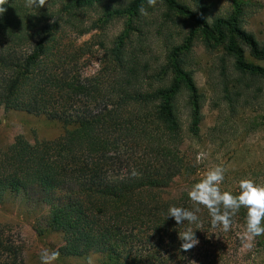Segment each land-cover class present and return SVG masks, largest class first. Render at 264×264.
I'll use <instances>...</instances> for the list:
<instances>
[{
    "label": "trees",
    "instance_id": "trees-1",
    "mask_svg": "<svg viewBox=\"0 0 264 264\" xmlns=\"http://www.w3.org/2000/svg\"><path fill=\"white\" fill-rule=\"evenodd\" d=\"M168 12L193 19L206 43L220 47L243 76L264 79V45L243 28L241 10L212 15L194 0H160ZM202 4V3H201ZM12 5V6H11ZM0 17V103L61 122L55 139L31 143L20 139L0 154V195H35L47 206L38 234L58 233L65 256L104 255L106 264H180L191 249L181 250L177 225L166 218L170 206L193 207L192 186L203 179L197 157L184 149L188 137H201L203 93L188 67L190 46L167 45L164 61L152 67L145 57L140 9L146 0H48L39 10L25 0H9ZM100 13L85 25V15ZM124 20V30L105 48L93 76L81 73V47L69 49L53 40L62 23L86 33L100 20ZM222 62L225 61L221 57ZM225 70V68H224ZM229 90L225 88L226 93ZM188 109L186 130L180 110ZM228 98L234 107L233 98ZM186 176L189 189L168 197L164 190ZM198 238L211 221L200 206ZM247 209L236 214L246 224ZM264 248V236L255 237ZM0 234V264H22L20 253Z\"/></svg>",
    "mask_w": 264,
    "mask_h": 264
},
{
    "label": "rangeland",
    "instance_id": "rangeland-1",
    "mask_svg": "<svg viewBox=\"0 0 264 264\" xmlns=\"http://www.w3.org/2000/svg\"><path fill=\"white\" fill-rule=\"evenodd\" d=\"M196 10L197 2L212 15L227 14L241 10V24L253 33L264 45V0H183ZM202 3V4H201ZM205 6V7H204ZM141 20L142 35L134 34L133 41H144L146 59L155 67L164 61L167 45H187L188 67L193 71L194 81L203 93V119L201 137H188L183 149L192 159L196 156L200 175L217 165L228 168L222 191L239 194V181L252 179L264 185V79L243 76L233 67V59L224 56L220 47L206 43L201 34H192L197 29L193 19L178 12H168L160 0L147 9ZM101 17L99 11H90L84 17L85 25H92ZM124 30V20L113 19L108 23L100 20L86 33H78L72 26L62 23L55 30L53 40L63 41L71 50L82 48L79 69L84 76L95 75L101 67L105 48L112 45ZM247 59L264 67V59ZM221 57H224L222 62ZM225 68V70H224ZM228 88L226 93L225 88ZM233 98L234 107L230 105ZM182 98L180 115L184 130L188 121V109ZM65 126L44 114L29 113L9 108L0 103V154L10 144L20 139L31 143L36 140L55 139L65 132ZM194 156V157H193ZM186 176L176 180L164 190L171 197L189 189ZM47 213V206L31 194L6 192L0 195V234L11 241L18 250L22 264H40L42 249L58 251L55 264H106L104 255L88 257L65 256L60 247L63 239L58 233L40 235L36 231L39 217ZM197 239L198 245L191 249L180 264H264V248L256 238L246 236V224L239 216L232 218V227L224 232L221 227H212L211 221ZM251 245V247H248Z\"/></svg>",
    "mask_w": 264,
    "mask_h": 264
},
{
    "label": "clouds",
    "instance_id": "clouds-1",
    "mask_svg": "<svg viewBox=\"0 0 264 264\" xmlns=\"http://www.w3.org/2000/svg\"><path fill=\"white\" fill-rule=\"evenodd\" d=\"M8 2L9 0H0V17L7 11L4 5ZM146 2L152 7L156 5L157 0H146ZM46 3L48 4V0H25V8L30 11L39 10ZM140 12L143 15L148 14L144 7H141ZM227 171L226 166L217 165L208 170L203 179L192 186L187 195L193 202V207L168 208L165 219L173 218L177 225H185V223L188 225L183 232H179L181 250L187 252L199 243L192 225L199 226L201 223L198 215L201 212V205L208 210L212 227L219 226L224 232L231 230L232 218L241 208H246V236L251 238L264 236V185L246 178L239 181V194L222 191L221 185L225 181ZM58 257V251L42 249L39 253L40 264H55Z\"/></svg>",
    "mask_w": 264,
    "mask_h": 264
}]
</instances>
